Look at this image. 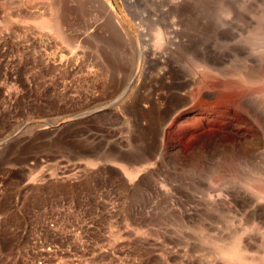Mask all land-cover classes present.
<instances>
[{
	"label": "rangeland",
	"instance_id": "obj_1",
	"mask_svg": "<svg viewBox=\"0 0 264 264\" xmlns=\"http://www.w3.org/2000/svg\"><path fill=\"white\" fill-rule=\"evenodd\" d=\"M233 263L264 264V0H0V264Z\"/></svg>",
	"mask_w": 264,
	"mask_h": 264
},
{
	"label": "bare ground",
	"instance_id": "obj_2",
	"mask_svg": "<svg viewBox=\"0 0 264 264\" xmlns=\"http://www.w3.org/2000/svg\"><path fill=\"white\" fill-rule=\"evenodd\" d=\"M107 4H109V2H107ZM54 12V11H53ZM52 12V14L54 15V13ZM56 14V13H55ZM53 15H51V17H43L42 15V18H41V23H43L44 25H48V26H53V27H55L56 29H59V27H60V24H59V21H57V19L55 18V16H54V18H53ZM57 15V14H56ZM123 29H124V27H123ZM231 247H232V245H231ZM229 249V248H228ZM227 249V250H228ZM231 249V248H230ZM226 250V249H225ZM224 250V251H225ZM226 254H229L228 256L231 258V256H234V254L232 255V252H231V250H229V251H226L225 252ZM225 254V255H226ZM237 256V257H236ZM238 258V254H235V257L233 258L232 257V259H234L235 261H236V259ZM234 260H233V262H234ZM231 262V261H230ZM234 264V263H233Z\"/></svg>",
	"mask_w": 264,
	"mask_h": 264
}]
</instances>
